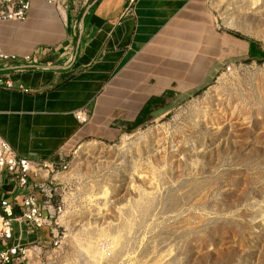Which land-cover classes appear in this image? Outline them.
Returning <instances> with one entry per match:
<instances>
[{"label":"rangeland","instance_id":"374dc122","mask_svg":"<svg viewBox=\"0 0 264 264\" xmlns=\"http://www.w3.org/2000/svg\"><path fill=\"white\" fill-rule=\"evenodd\" d=\"M209 5L264 47V0ZM70 166L61 243L32 264H264V62L116 142L75 145Z\"/></svg>","mask_w":264,"mask_h":264},{"label":"crops","instance_id":"0c3cea01","mask_svg":"<svg viewBox=\"0 0 264 264\" xmlns=\"http://www.w3.org/2000/svg\"><path fill=\"white\" fill-rule=\"evenodd\" d=\"M132 2L34 0L25 22L0 23V53H42L38 64L0 59V76L15 87L0 88V137L21 157L71 161L75 145L116 142L209 88L228 66L264 62L254 33L233 19L219 25L210 0ZM15 189L6 182L18 205Z\"/></svg>","mask_w":264,"mask_h":264},{"label":"built area","instance_id":"2783aa9c","mask_svg":"<svg viewBox=\"0 0 264 264\" xmlns=\"http://www.w3.org/2000/svg\"><path fill=\"white\" fill-rule=\"evenodd\" d=\"M33 2L0 0V23L25 22L30 16ZM41 54L18 57L0 53V59L38 64ZM234 70L233 66H228L225 73L231 75ZM0 88L15 89L13 82L5 76H0ZM22 91L29 92L25 88ZM80 118L83 122L88 121L87 114ZM71 168L70 161L62 157L57 161L21 157L0 137V264H32V259L40 250L60 245L58 220L63 217L64 206L59 196L63 177ZM6 182L15 183V193L21 197L18 205L8 196ZM17 208L20 214L15 213ZM26 231L36 235L37 241H26Z\"/></svg>","mask_w":264,"mask_h":264},{"label":"bare ground","instance_id":"6f19581e","mask_svg":"<svg viewBox=\"0 0 264 264\" xmlns=\"http://www.w3.org/2000/svg\"><path fill=\"white\" fill-rule=\"evenodd\" d=\"M1 228H2V227H1V224H0V232H1Z\"/></svg>","mask_w":264,"mask_h":264}]
</instances>
